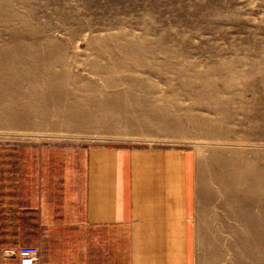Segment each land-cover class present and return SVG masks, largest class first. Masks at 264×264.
<instances>
[{"label": "rangeland", "instance_id": "374dc122", "mask_svg": "<svg viewBox=\"0 0 264 264\" xmlns=\"http://www.w3.org/2000/svg\"><path fill=\"white\" fill-rule=\"evenodd\" d=\"M107 144L191 153L194 264H264V0H0V146Z\"/></svg>", "mask_w": 264, "mask_h": 264}, {"label": "crops", "instance_id": "0c3cea01", "mask_svg": "<svg viewBox=\"0 0 264 264\" xmlns=\"http://www.w3.org/2000/svg\"><path fill=\"white\" fill-rule=\"evenodd\" d=\"M194 179L186 151L0 146V264H194Z\"/></svg>", "mask_w": 264, "mask_h": 264}, {"label": "built area", "instance_id": "2783aa9c", "mask_svg": "<svg viewBox=\"0 0 264 264\" xmlns=\"http://www.w3.org/2000/svg\"><path fill=\"white\" fill-rule=\"evenodd\" d=\"M6 255L16 256L20 264H38L40 260V249L38 246L23 245L18 249L5 250Z\"/></svg>", "mask_w": 264, "mask_h": 264}]
</instances>
